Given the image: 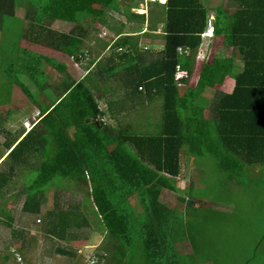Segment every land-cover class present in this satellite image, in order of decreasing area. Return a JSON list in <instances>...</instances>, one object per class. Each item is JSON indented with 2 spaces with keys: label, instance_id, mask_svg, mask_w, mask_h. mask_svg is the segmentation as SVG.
Segmentation results:
<instances>
[{
  "label": "trees",
  "instance_id": "16d2710c",
  "mask_svg": "<svg viewBox=\"0 0 264 264\" xmlns=\"http://www.w3.org/2000/svg\"><path fill=\"white\" fill-rule=\"evenodd\" d=\"M120 1H30L17 37L6 47L5 19L16 16L18 4L0 0V44L4 47L0 61L7 63L5 74H0V106L11 105L6 116L0 114V132L6 135L0 142L5 168L0 171V199L7 198L11 183L23 169L37 170L36 179L12 196L21 199L20 216L41 214L52 186L59 197L70 187L85 193L80 200L56 203L46 213L42 230L51 244L55 240L72 244L85 237L91 225L85 205L91 200L93 215L107 232L106 243L113 247L105 249L111 254V264H134L135 254L140 255L141 264H184L179 249L187 240L184 215L200 200L190 194L195 185L185 197L178 186L182 151L190 157L212 156L219 171L228 173L231 180L241 177L246 166L264 167V0H235L241 9L225 15L223 42L238 49L244 67L233 92H217L211 106L201 102L203 97L194 88L180 96L176 79L179 71L190 76L194 70L201 34L209 21L202 0H167L161 51L140 48L136 36H123L111 45L110 56L91 60L94 67L79 80L71 79L69 66L62 60L22 45L24 40L80 61L92 54L86 41L95 23L109 27V12H119ZM137 6L131 4L126 13L143 17L132 12ZM56 21L71 23L73 28L54 30L51 25ZM219 64L232 70L234 58ZM50 70L63 74V79L51 84ZM106 75L119 80L124 89V98L112 103L120 112H136L140 105L151 113L148 108L160 101L163 114L157 132L136 130L137 123L104 120L106 113L100 105L104 93L98 85L109 80ZM16 89L30 106L38 93L46 94L28 132L4 127L21 109L13 101ZM164 190L177 193L184 209L161 202ZM17 214L0 203V223L12 230V236L23 239L25 231L13 228ZM54 250L74 255L73 249L61 245Z\"/></svg>",
  "mask_w": 264,
  "mask_h": 264
},
{
  "label": "rangeland",
  "instance_id": "374dc122",
  "mask_svg": "<svg viewBox=\"0 0 264 264\" xmlns=\"http://www.w3.org/2000/svg\"><path fill=\"white\" fill-rule=\"evenodd\" d=\"M18 4L15 17H7L4 24V37L6 39V47L12 46L13 39L17 37L18 28L24 21L21 19L25 16L28 2H36L37 0H15ZM121 9H125L131 0H122ZM144 4V3H143ZM147 9L140 6L133 10L137 14H146ZM116 18H122L126 21L127 16L124 13L116 14ZM93 26V25H92ZM91 26V27H92ZM90 27V28H91ZM51 28L59 32H69L73 28V24L65 22H54ZM96 29L86 41L92 55L82 59L81 63L73 58L58 54L42 48L41 46L22 42L23 47H27L35 52H40L62 60L68 64L70 77L73 80L81 78L86 73V68L90 66V60L103 58V45L112 34L106 31L99 23H95ZM150 40L146 37L142 38L144 45L150 44ZM211 41V40H210ZM4 52L3 45L0 44V51ZM145 49V47H144ZM148 49V47H147ZM7 52H5L6 55ZM228 55L229 53L220 52L219 55ZM100 58V59H101ZM99 59V60H100ZM98 61V60H97ZM6 61H0V74H5L4 67ZM217 72V79H221L220 72L224 69L218 66V62L214 63ZM195 71H200L203 66L198 62L194 65ZM93 68V65L90 67ZM51 84H55L63 79L64 75L51 71ZM208 68L202 69L200 77L195 79V75L189 76V82H195L197 90H200L205 83H216L211 78ZM185 85V84H184ZM187 86V85H185ZM184 86V87H185ZM103 91L105 89L100 86ZM184 87L183 91H184ZM182 91V92H183ZM108 93V92H107ZM211 93V92H210ZM37 94L36 102L28 105L27 98L22 96L16 89L13 95L14 104L21 108L19 112L6 121L4 127L7 131L17 132L26 130L30 131L39 117L41 107L40 101L45 99L46 94ZM50 95V93H48ZM117 100V99H115ZM45 102V101H44ZM157 101L154 106L148 109V113L140 105L137 111L126 112L122 115L119 123H137L136 130L143 133H154L158 131L162 121L163 108ZM201 102L205 106H209V99L203 96ZM141 103V102H139ZM104 102H101L102 108ZM110 104V103H109ZM11 105L5 104L0 106V114L6 116ZM147 107V106H146ZM152 110V111H151ZM17 112V111H16ZM184 118V111H182ZM108 118V117H107ZM112 124H117V120L107 119ZM6 135L0 132V142L5 141ZM7 154H5L6 157ZM0 159V171H4ZM37 170L23 169L20 175L13 180L10 187L11 190L5 200L0 199V203H5L8 208H13L17 214V220L13 225L15 230H24L25 237L23 239L12 236L11 229L0 223V263L2 264H111V254L105 249L110 247L107 242V232L101 227V223L93 215V203L91 200L85 205L91 221L90 227L85 230V237L70 244L65 241L55 240L52 242L48 235L42 230L44 216L48 211H52L56 207V203L63 205L70 198L80 200L84 196V191L76 190L70 187L69 190H62L61 195H57L55 186L49 189L46 195V203L39 215L22 214L20 211V200L13 198L21 190L23 185H29L37 177ZM178 186L181 194L189 196V187L194 186L190 192L194 199L200 200L196 205H192L184 215L185 228L187 232V240L179 245L180 252L183 253L184 264H264V167H248L241 177L236 180L228 178V173L219 171L214 158L210 155L200 158L194 157L182 151V171L179 176ZM60 181V180H58ZM54 181V182H58ZM161 202L170 208L178 207L184 209L185 203H181L178 194L164 190L160 197ZM126 215V213H123ZM129 218V217H128ZM40 219L42 222H40ZM44 219V220H43ZM85 238H87L85 240ZM64 246L68 250L73 249L74 255H60L55 250V246ZM193 252V254L191 253ZM191 253V255H188ZM98 254V255H97ZM106 254V257L102 255ZM8 255L9 259L4 260V256ZM139 256L135 254L134 264H141Z\"/></svg>",
  "mask_w": 264,
  "mask_h": 264
},
{
  "label": "crops",
  "instance_id": "0c3cea01",
  "mask_svg": "<svg viewBox=\"0 0 264 264\" xmlns=\"http://www.w3.org/2000/svg\"><path fill=\"white\" fill-rule=\"evenodd\" d=\"M121 1L119 2V7H120L119 12H112V11L109 12V16H108L109 27H107L108 25H102L106 31H109L112 34V38H110L107 41L109 42V45L108 46H105L106 44L103 45V56L104 57L110 56L111 55L110 54L111 45L116 40H118L119 38L123 36H136L137 40H139L140 48L144 49V47H148L149 51H155V52L161 51L165 45V39L163 37L162 28H163V23L165 19L164 13L166 10L164 5L167 3V0H160V1L145 0L144 2L142 0H131L130 4L126 6L124 10L121 9V4H122ZM202 2L204 6L209 10L208 26H209V22L212 20L215 35L212 38H204L202 36V34L206 32L208 28L207 26L205 31L201 34L202 44L199 48V52L197 54V59L195 63L197 64L199 62L200 65L203 66L202 67L203 70L208 68V72L209 74L212 73L211 78H213L214 80L215 78L217 79L216 71H220L219 69H216V67L214 66V63L218 62V66H220L224 70L220 72V75H221L220 80L217 79V82L216 83L212 82V84L207 82L204 85H202L203 87L200 90H197V86L195 82L191 83L183 79L182 81H180L182 82V84L178 83V86H179L178 88H179L180 96H185L186 93L190 90V88H194L200 94L201 97L203 96L208 97L209 99L208 105L211 106L212 103L214 102L213 98L216 96L217 92H222V93H227V94L233 92L237 75L244 67V63L241 59L238 49H234L233 46L226 45L223 42L225 15L226 14L232 15V13H235L236 11L240 10L241 6L235 0H202ZM131 4H138L136 8H139L140 6L145 7L147 9V11L145 12L146 14L142 13L141 15H144L143 17H135V16L130 15L128 12L126 13V9L130 8ZM136 8H131L132 12ZM119 13H124L127 16L126 21L122 20V18H119V17L118 19H115L117 17L116 14H119ZM56 22H62V21H56ZM144 37L150 40L149 41L150 44H147V45L143 44L142 38ZM0 43H1V32H0ZM41 47L44 49L50 50V51L57 52L58 54L64 55L59 51H56V50H53L47 47H43V46ZM220 52H223V53L225 52L229 54L219 55ZM184 53L188 54L187 51H185ZM41 54H44V53H41ZM44 55H47V51H46V54ZM86 57H90V55H87ZM83 58L85 57H81V60L78 62L81 63ZM100 58L101 57H99L97 60H99ZM230 58H234V65H233L234 68L232 70L224 68L222 65L219 64V61L224 60V59H230ZM91 66H88L86 68V73L79 79H82L84 76L88 74L89 69H92L90 68ZM201 70L199 72L195 71V67H194V70L190 76L195 75V79L199 78ZM180 75H183V77L185 76V78L189 79V75L187 74V72L179 71L176 77L177 80ZM106 76L109 78V80L100 81L98 85L99 87L102 86V88L106 90V92L102 91L104 93V96H102L100 99V105L102 101L105 103L104 104L105 109H103L101 105V108L106 113L104 120L108 122L107 119H111V121L117 120V122H119L120 121L119 117H121L122 115H125L126 112L124 111L120 112L121 109L118 108L117 106H113L112 103L118 102L121 98H124L122 97L124 89L120 86L121 82H119V80L112 79L111 75H109L110 77L108 75ZM184 84L187 86H185ZM182 87H184V91Z\"/></svg>",
  "mask_w": 264,
  "mask_h": 264
},
{
  "label": "built area",
  "instance_id": "2783aa9c",
  "mask_svg": "<svg viewBox=\"0 0 264 264\" xmlns=\"http://www.w3.org/2000/svg\"><path fill=\"white\" fill-rule=\"evenodd\" d=\"M204 38H212L214 36V28H213V21L209 22V26L204 34H202ZM141 89V88H140Z\"/></svg>",
  "mask_w": 264,
  "mask_h": 264
},
{
  "label": "clouds",
  "instance_id": "9594fccd",
  "mask_svg": "<svg viewBox=\"0 0 264 264\" xmlns=\"http://www.w3.org/2000/svg\"><path fill=\"white\" fill-rule=\"evenodd\" d=\"M213 28H214V27H213ZM183 75H185V74H183ZM183 75H180V76L178 77V82L181 83V84H182V82H180V81H182V79L185 78V76L183 77ZM176 77H177V75H176Z\"/></svg>",
  "mask_w": 264,
  "mask_h": 264
},
{
  "label": "water",
  "instance_id": "95a60500",
  "mask_svg": "<svg viewBox=\"0 0 264 264\" xmlns=\"http://www.w3.org/2000/svg\"><path fill=\"white\" fill-rule=\"evenodd\" d=\"M156 1H160V0H156Z\"/></svg>",
  "mask_w": 264,
  "mask_h": 264
}]
</instances>
